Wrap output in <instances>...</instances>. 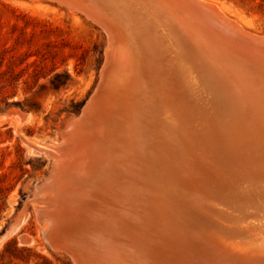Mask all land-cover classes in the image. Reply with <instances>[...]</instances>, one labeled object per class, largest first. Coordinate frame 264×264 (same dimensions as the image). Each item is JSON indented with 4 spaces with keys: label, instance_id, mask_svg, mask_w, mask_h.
<instances>
[{
    "label": "bare ground",
    "instance_id": "obj_1",
    "mask_svg": "<svg viewBox=\"0 0 264 264\" xmlns=\"http://www.w3.org/2000/svg\"><path fill=\"white\" fill-rule=\"evenodd\" d=\"M52 1L83 13L109 37L106 81L87 113L66 120L61 143L33 146L54 160L36 190L52 246L79 264H245L201 242L186 217L200 223L192 216L201 215L196 196L221 202L213 191L227 187L242 188L252 204L264 198V38L206 0ZM142 63L159 104L155 120L146 95L139 103L132 96ZM157 124L162 144L147 137ZM130 142L139 147L127 159ZM162 161L166 176L156 174ZM249 201L243 206L252 207L251 216L264 219V207ZM27 219L20 213L9 232ZM251 224L254 243L247 245L263 259L264 233Z\"/></svg>",
    "mask_w": 264,
    "mask_h": 264
},
{
    "label": "rangeland",
    "instance_id": "obj_2",
    "mask_svg": "<svg viewBox=\"0 0 264 264\" xmlns=\"http://www.w3.org/2000/svg\"><path fill=\"white\" fill-rule=\"evenodd\" d=\"M206 1L222 8V13L245 30L264 35V0ZM108 45V34L99 24L58 2L0 0V264H79L71 254L56 249L49 241L44 231L46 218L41 214L45 205L43 196L29 202L35 186L50 177L54 164L52 156L37 152L33 146L62 142L60 132L66 120L79 118L98 88ZM140 65L138 80L142 81L139 85L146 87L136 85L133 93L141 91V94L132 96L139 103V97L146 95L152 103L149 104L152 110L149 117L155 120L158 119L155 114L158 103L143 71L145 64ZM171 77L170 88L178 85L174 84L177 78ZM158 94L161 96V92ZM151 119L149 122H153ZM128 122L126 128L131 120ZM156 126L155 136L147 137L152 138L150 140L156 138L154 141L162 144L158 124ZM170 130L174 131L173 128ZM134 143L130 142V148L127 146V159L134 157L133 148L139 147ZM66 148L62 145L58 150ZM153 159L161 161L159 156ZM164 162L163 169L156 171L159 176H166L168 171ZM139 168H135V176L144 178ZM213 192L221 202L196 196L201 206L196 209H201V215L192 216L200 223L186 217L194 228L193 233L201 242L207 240L216 253L234 261L264 264V258L255 256L250 244L247 245L254 243L255 231L249 229L251 223L259 225V233H264V219L251 216L254 213L252 207L243 206L251 198L240 196L242 188L227 187L226 191ZM261 196L264 197V191ZM263 199H254L255 204H252L253 200L249 202L254 207L259 203L263 208ZM20 213L21 216L28 214V219L18 231L10 233V227Z\"/></svg>",
    "mask_w": 264,
    "mask_h": 264
},
{
    "label": "water",
    "instance_id": "obj_3",
    "mask_svg": "<svg viewBox=\"0 0 264 264\" xmlns=\"http://www.w3.org/2000/svg\"><path fill=\"white\" fill-rule=\"evenodd\" d=\"M253 33H255V32H253ZM257 35H259V36H261V37H263L264 38V35H262V34H258V33H256ZM105 72H106V70H105V68H104V70H103V72H102V76H101V81H100V83H99V85H98V88H97V90L94 92V94H93V96L91 97V99L88 101V103L86 104V106H85V108L83 109V111H82V113H81V116H79V118L78 119H74V120H76V121H78V120H80L86 113H87V111H88V109H89V106L91 105V103L93 102V100H94V98H96L97 97V95H98V93H100V91H101V89H102V87L104 86V83H105V81H106V74H105ZM68 120H70V119H68ZM46 154V153H45ZM49 179V178H48ZM48 179H45L43 182H42V184H39V185H36L35 186V188H34V192H33V194H31L30 195V197H29V202H34V201H37V199H38V196H37V194H36V190L38 189L37 188V186L38 187H40V186H42L44 183H45V181L46 180H48ZM63 243L66 245V247H68L69 249H71L72 251H73V253L76 255V257L78 258V259H80L79 257H80V251H79V248L77 247V245H75L74 243H72L71 241H68V239H66L65 240V237L63 238ZM79 256V257H78ZM81 260H79V262H80ZM81 263V262H80ZM82 264V263H81Z\"/></svg>",
    "mask_w": 264,
    "mask_h": 264
}]
</instances>
